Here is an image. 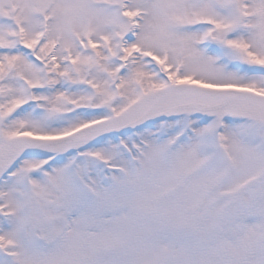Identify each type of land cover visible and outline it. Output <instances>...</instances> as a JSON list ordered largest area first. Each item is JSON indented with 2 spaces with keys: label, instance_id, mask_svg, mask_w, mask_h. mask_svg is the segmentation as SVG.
Returning <instances> with one entry per match:
<instances>
[{
  "label": "snow or ice",
  "instance_id": "obj_1",
  "mask_svg": "<svg viewBox=\"0 0 264 264\" xmlns=\"http://www.w3.org/2000/svg\"><path fill=\"white\" fill-rule=\"evenodd\" d=\"M0 264H264V0H0Z\"/></svg>",
  "mask_w": 264,
  "mask_h": 264
}]
</instances>
